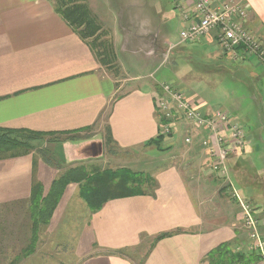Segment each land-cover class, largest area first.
<instances>
[{"label": "crops", "instance_id": "obj_1", "mask_svg": "<svg viewBox=\"0 0 264 264\" xmlns=\"http://www.w3.org/2000/svg\"><path fill=\"white\" fill-rule=\"evenodd\" d=\"M186 1L84 0L106 31L109 25H105V19H117L123 26L142 28L141 32L147 29L160 41L164 36L163 42L168 40L169 33L164 28L170 19H179V31L187 24L183 14L192 10ZM242 1L248 5V17L242 25L264 42V0ZM54 6L55 0H0V130L53 134L43 137L51 141L48 149L42 150L47 151V157L33 151L0 157V207L6 209L10 205V214L16 217L18 210L27 208L31 228L28 202L32 180L41 183L45 196L63 170L77 166L88 170L99 161L104 162L106 153L112 150L106 148L104 135L108 127L113 148L136 152L133 156L137 168L122 167L148 174L155 185L143 187L144 193L109 199L93 212L87 207L88 219L74 240L71 264H212L213 257L210 259L208 253L223 244L231 252L241 249L248 264H262L249 257L247 234L230 185L256 208L259 234L264 236V125H259L264 118V66L260 61L243 53L242 75L234 80L231 74L239 72L240 59L222 53L213 36H204L191 41L195 44L186 42L184 46L172 47L168 55L173 60L167 66L175 75L169 72L166 77L173 79L146 75L147 80L141 78L140 82L125 86L121 77L98 62L90 45ZM102 10L110 16L101 17ZM127 34L136 35L128 29ZM126 38L132 51L141 50L134 43L138 42L137 36H129V41ZM160 51L152 49L136 55V62L159 66L166 58ZM213 57L214 66L224 68L225 77L234 87L237 85L236 94L227 95L230 107L224 106L229 118L242 126L239 118L244 117L250 125L249 131L242 126L246 134L243 150L230 151L226 156L230 173L227 178L209 170L210 158L199 145L202 132L192 131L194 142L186 145L182 131L187 125L180 119L176 129L164 135L155 108L158 85L168 82L200 106L201 112L210 113L208 101L185 77L198 73L189 69L192 63L201 64ZM184 58L189 59L185 66L189 67V75L175 68L181 66ZM218 72H214V77L219 76ZM119 87L123 90L120 93ZM242 101L244 105L240 104ZM215 106L214 110L223 108ZM159 134L163 137L160 148L150 143ZM251 153L257 154L252 157ZM245 159H249V164ZM140 164L148 168L140 170ZM58 207L46 225L50 235L58 224ZM164 232L168 235L155 241L138 261L134 254L141 241ZM40 237L38 232L36 247ZM30 254L24 258L36 257L35 251ZM21 255L22 251L15 257Z\"/></svg>", "mask_w": 264, "mask_h": 264}, {"label": "rangeland", "instance_id": "obj_2", "mask_svg": "<svg viewBox=\"0 0 264 264\" xmlns=\"http://www.w3.org/2000/svg\"><path fill=\"white\" fill-rule=\"evenodd\" d=\"M231 1H242V0H231ZM242 3H244L248 9L247 3L245 1H242ZM110 5H113V4L111 3ZM99 14L101 17L110 16V13L105 10H102L101 12H99ZM247 17H248V13H247ZM106 24L107 26L109 25L107 29H109L108 31H110L108 33H109V38L112 39V44H113V41H115L114 43L115 46L113 47L116 48L115 56L118 58L116 62L117 64H119V69H118L119 73H117V75L121 77L120 80L122 81V84H125V86L134 85L138 81L140 82V80H142L141 78H144V80H147V78L144 77L146 75H150L152 76V78L153 77L159 78V77H166L167 75L173 72L174 74L172 76H174L175 72L172 71L171 68L167 66L173 60V57H171L168 54L171 53V50L173 48H175L174 47L175 45H177L176 47L178 48V46H184L186 42H189V44L190 43L195 44L194 42L192 43L191 41H181L180 36H179V28H178L179 19L175 21L170 19L169 22L167 23L168 27L164 28L166 30L165 32L169 33L167 42L166 41L163 42L166 39L164 36L162 37L160 41V39L156 38L153 33H149L150 31H148L147 29H145L146 31L144 30V32H141L142 28L137 29V28H133L130 26L128 27L123 26L117 19H116V22H114L113 19L106 18L105 25ZM102 27L105 29L104 26ZM127 29L134 30V33L136 34L135 36H137V40H138V42L135 41L134 43L136 44L138 43L137 46L138 48L141 49L139 50V52L132 51V48L130 46L131 44L129 43L130 41L128 40V37L130 36V39H131V38H134L135 36L133 35L131 36V34L128 35ZM125 38L129 42H125ZM123 43H126L125 46ZM122 46L123 48L125 47V49H123ZM152 49H154V52H158L161 49L160 52L163 53L161 55H164V57H166L165 61L162 62L159 66L158 64H155L154 67H152V65L154 64H151V63L140 64V62H142L141 60L139 62L138 61L136 62V55L141 56V55L147 54L148 52L152 51ZM243 56L244 55L242 54L238 58L240 59L239 60L240 64H238L240 66H237L239 68V72L236 70L235 73L231 74V76L233 75L232 78L234 80L240 79L239 77L240 75H242L241 58ZM257 59L259 60V58ZM188 60L189 59L187 58L181 59L183 63H181V66L175 67V68H181L182 72L185 75H189L186 73V71L188 70L189 72V69L191 68L192 70H194V72L195 71L198 72L196 76L194 77L192 75L189 77L186 76L185 78L187 80L190 78L191 81L189 79V82L187 83H191L192 85H195L196 86L195 88L197 89V92L201 94V97L205 101L206 100L208 101L207 102L208 105L211 106L208 109L209 112L214 110V105H217L215 107H223L221 109L226 110L225 107L226 106L228 107L229 104H231L230 95L229 96L227 95L230 92L232 94H236L235 90H236L237 85L234 87V85L225 77L226 75L225 69L224 68L221 69L219 66L217 67L214 66L215 65L214 57L213 59L212 58L206 59L205 60L206 63L205 62L201 64L198 63L197 65L196 63L195 64L192 63V65L189 66L190 68L185 67L186 64L189 63ZM260 64H262L261 61H260ZM218 70H220V72H218V74L216 73V75H219V76L214 77V72H217ZM169 79H173V78L166 77V80H169ZM205 80L207 81L204 82ZM175 84H177L176 81H175ZM119 89H120L118 90L119 93L123 91L121 90V87H119ZM240 104L244 105V101H242V103ZM176 112H179V111H176ZM206 114H209V113H206ZM228 115L230 116V113H228ZM260 119H262V116H260ZM239 121L241 122L242 126H244L245 130L249 131L250 125L246 124V122H248L247 119L244 117H240ZM177 124L178 122L176 123V125ZM185 124L187 125V127L186 129H183L182 131L183 137L184 135L191 134L193 131L192 127H189L187 122H185ZM259 125H264V118L262 119V121L259 122ZM194 137L195 135L192 136L191 142H187V143L185 142L186 145L192 144L195 139ZM50 143L51 141L48 138H44V142L41 144L39 149L40 150L48 149V146L50 145ZM200 144H201V136L199 138V145ZM113 147H114L113 145L110 146L112 150L106 153L104 162L99 161L100 163H97L96 165H92V167L88 170L87 169L82 170V168H80L79 166L75 168L76 171L77 169L80 168L76 175V177L78 176V178L73 177L74 179H71L70 182L66 184L64 189H62L61 194L59 195L60 197L59 201L56 202L57 206L59 205L57 214H56L58 216V224H57V227L54 228V232L50 235L48 231L50 227L46 226L47 224L43 225V227L41 228L39 227L38 229L39 235H41L40 237L41 242L39 243L37 242L38 243L36 247L37 249L34 248V251L36 252V255L34 256L36 257H33V258L29 257V259L24 258V255H32V254H26V252H22L23 255H21L20 259L15 258L16 255H19L20 252L23 249H25L27 242H29L28 241L29 235H31L30 221H29V218L26 217L28 216V209L26 208L23 211L18 210L19 216L16 217L10 214V209L8 208L10 205L6 206L7 207L6 209H4L3 206L0 207V264H8V262L9 264L10 263L12 264H71L69 262V258H72L74 256L72 255L73 247L75 245L74 240L76 239V236L81 230L80 227L88 219V215H87L88 211L86 208L88 207V209H90V207L88 206V203L85 201L86 199L83 197V189H82L83 187L86 186L88 179L83 178V177L80 178L79 176L80 172L83 171L85 173H88L89 171H99V172L115 171V170H118L120 166L121 167L129 166V167H132L133 169L137 168L136 165L138 164H135V161H137V159H135L134 158L135 156H133L134 153L136 152L130 149L127 152L119 151L117 150V148H113ZM202 147L204 148L205 151H207V148L204 145ZM155 152H159V151H155ZM36 153H40V152L36 151ZM252 154L253 153H251V156ZM254 154L256 155L257 153H254ZM207 155L209 156L208 153ZM245 160L246 162L249 161V159H245ZM131 161H133L132 164H131ZM158 163L160 165L163 164L162 161H158ZM155 165H157V163ZM210 165L211 164H209V166ZM138 167H140V170L148 168L144 166L143 164H140V166ZM227 169H228V166H227ZM247 169H249V167ZM65 172L66 170H63L60 175L64 174ZM68 186L69 188H67ZM106 188H104L105 189L104 192L108 193V190L106 191ZM141 242H142L141 246L137 250H135V254H134V256L136 257L138 261L142 260V253L145 254L147 253V250H150L154 242V237L143 239ZM142 246L145 248V251L143 250ZM138 264H143V263L141 262Z\"/></svg>", "mask_w": 264, "mask_h": 264}, {"label": "built area", "instance_id": "obj_3", "mask_svg": "<svg viewBox=\"0 0 264 264\" xmlns=\"http://www.w3.org/2000/svg\"><path fill=\"white\" fill-rule=\"evenodd\" d=\"M191 12L183 14L188 21L181 27V41H194L204 36H213V41L221 52L232 59H238L243 53L254 55L264 65V42L243 26L247 19V6L242 1L187 0ZM162 92L156 95L158 115L165 120L160 123V132L170 134L183 119L193 131L203 134L201 144L207 148L210 169L216 174L228 177L226 156L230 151H241L245 147L244 128L229 118L228 112L216 108L204 114L200 106L187 100L182 93L168 82L160 84ZM179 111V112H176ZM192 133L184 135V143L191 142ZM231 185V196L238 203L242 227L247 234L249 252H254L264 264V238L259 231V219L256 208L246 199L238 196Z\"/></svg>", "mask_w": 264, "mask_h": 264}, {"label": "trees", "instance_id": "obj_4", "mask_svg": "<svg viewBox=\"0 0 264 264\" xmlns=\"http://www.w3.org/2000/svg\"><path fill=\"white\" fill-rule=\"evenodd\" d=\"M56 11L63 17L68 25H70L74 32H76L79 37L90 45L92 53L98 62L109 70H112L114 74L119 73V64H117V57L112 44V39L109 38L108 31L102 27L98 22L96 17L91 13L86 3L82 0H55ZM254 56V55H253ZM161 84V83H160ZM159 84V85H160ZM158 85L157 94L161 93V87ZM172 86V84H171ZM174 87V86H173ZM160 122H165L163 118L159 116ZM51 133V132H50ZM48 132H34L25 130H0V157H12L33 152H43L44 156L47 151L44 152L39 147L44 142L46 135H50ZM110 132L108 127L106 128L105 140L107 143V149H111L112 138L109 135ZM51 135H53L51 133ZM50 135V136H51ZM162 135L159 134L154 137L150 143H153L156 147H161L162 145ZM36 150V151H35ZM78 167V166H77ZM82 170L84 167L79 166ZM74 168H69L62 175H59L48 189V193L42 196V185L38 180H32L31 196L29 199V217L32 218V226L30 241L27 242L25 249L22 252L30 254L34 251L36 247V241L38 238V229L40 225L48 224L50 215L54 212L57 206V201H59V195L62 189L66 186L71 179H74L79 171ZM80 178L88 179L87 184L83 187V197L88 203V206L93 211L99 209L105 201L118 197L131 196L139 193H144V188H151L155 185L154 180L146 173L133 172L128 168H118L115 171H89L85 173L83 171L79 174ZM74 177V178H73ZM224 177V176H223ZM78 178V176L76 177ZM117 181V182H115ZM108 189H107V188ZM108 190V193H105ZM258 218V215H257ZM168 235L164 232L154 237V242L163 236ZM264 238V236H263ZM153 242V243H154ZM226 246L220 245L215 247L212 251L208 253V257L213 260L212 264H248L250 261L245 260L246 255L242 251H229ZM251 260H258V256L254 252H250ZM218 257L214 258L215 255ZM20 259V257H15ZM12 264V263H10Z\"/></svg>", "mask_w": 264, "mask_h": 264}]
</instances>
